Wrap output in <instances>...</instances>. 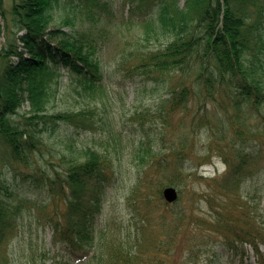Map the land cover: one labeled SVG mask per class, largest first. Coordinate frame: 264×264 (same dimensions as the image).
<instances>
[{
  "label": "trees",
  "instance_id": "trees-1",
  "mask_svg": "<svg viewBox=\"0 0 264 264\" xmlns=\"http://www.w3.org/2000/svg\"><path fill=\"white\" fill-rule=\"evenodd\" d=\"M67 1L98 5L96 0ZM125 3L146 38L163 43L134 71L152 80L178 75V85L162 86L167 96L155 112L162 133L145 128L147 116L135 119L133 155L139 170L127 197L131 218L126 226L113 218L108 230L98 228V220L123 172L121 131L112 117L98 122L91 110H47L61 71L75 76L83 93H102L104 71L95 48L84 34L65 31L62 24L49 26L50 0H12L8 18L0 10L10 32L0 40V139L12 161L34 165L22 190L0 184L7 197L0 198V264H15L10 249L24 209L44 216L50 244L66 253L53 257V264H244L246 246L256 263L264 264V187L253 189L254 196L246 190L264 180V55H253L260 72L248 58L257 47L264 0ZM209 103L223 112L216 121L205 113ZM24 105L26 112H19ZM190 106L199 112L191 113ZM183 125L185 130L174 133ZM199 126L206 135L202 152L192 137ZM98 127L107 134L104 142L73 143L67 155L51 152L48 140L62 129L72 130L64 131L71 137ZM45 152L55 162L48 161V168L37 164ZM209 153L224 165L221 173L185 174L193 156L202 165L211 161ZM190 175L202 180L203 190L192 193L185 205L182 184ZM166 186L180 189L176 203L163 200ZM171 250L180 253L181 262L160 259L171 257ZM200 256L203 262H196Z\"/></svg>",
  "mask_w": 264,
  "mask_h": 264
},
{
  "label": "rangeland",
  "instance_id": "rangeland-1",
  "mask_svg": "<svg viewBox=\"0 0 264 264\" xmlns=\"http://www.w3.org/2000/svg\"><path fill=\"white\" fill-rule=\"evenodd\" d=\"M96 1L98 5L85 8L83 4L76 1L71 3L67 0H58V2L50 0L52 21L49 26L57 27L62 24L63 30H75L80 34H84L86 38L88 37L95 48L96 57L99 59L104 71L101 86L102 93H83L79 88L76 77L61 71L60 77L53 80L47 110L50 112L91 110L94 112V119H97L98 122L112 117L118 130L121 131L123 172L120 182L110 190L109 200L104 208L105 212L98 220V228L108 230L113 218L117 221L115 224L118 226H126L129 218H131L127 197L139 170L136 167L138 160L133 155V151L138 148V134L136 133L138 125H136L135 119L139 116H147L145 128L156 129L155 131L162 133L163 125L155 115L157 103L167 96L162 86L177 87L178 75H166L163 78L157 79L156 77L155 80H152L143 73H136L133 67L139 64L142 58L150 52L163 48L161 46L163 43L152 36L149 39L146 38L142 32V25L138 23L139 20L128 13L129 5L125 3V0ZM11 3L12 0H3L2 7H0L7 18L9 17ZM261 24L256 34L258 37V40L255 41L257 47L250 52V56L248 55L249 60L257 66L258 72H260L259 63L254 60L253 55L258 57L264 55V49L260 46L261 43H264V16ZM0 27L2 29L0 40L4 41L5 36H9L10 32L4 29L1 17ZM262 66L264 67V63ZM218 108L213 103L207 105L205 113L212 121H216L223 114ZM26 110L27 107L24 105L19 112L24 113ZM189 110L191 113L199 112L196 107L193 108L192 106ZM179 117H175V123ZM248 124L252 125L253 120L249 119ZM201 127H197L192 134L194 148L199 152L203 151L206 144V135L199 130ZM62 130L48 140L49 147L54 150L51 151L53 154L54 152H61L67 155L69 147L73 143L74 147H82L86 144L92 145L93 140L94 142H104L107 138L106 132L100 127L91 131H74L75 136L71 137H66L68 135H64L66 134L64 131L73 133L72 130ZM183 130H185V125L182 128H177L174 133L178 134ZM209 154L213 156L211 161H206L202 165H198L197 162L200 159L195 160L193 156L192 160L185 164V174H192L194 170H197L198 176L203 177L221 173L225 168L224 165L214 157V153ZM44 155L43 159L37 157V164L43 168H48V161L54 162V160H50L47 152ZM33 166V164L23 165L12 161L0 139V184L8 185L11 188L10 190H13V188L22 190L26 185H23V180L27 173L32 172ZM200 181L202 180H199V178L193 179L191 175L184 180L182 193L185 205L188 204V199L192 198V193L203 190V186H201L203 184ZM263 182L264 180H261V182L248 184L246 190L249 191V196H254L253 189L256 187H264ZM171 187L180 190L175 186ZM5 195L3 191H0V198L6 199ZM33 197L29 196L28 198L32 199ZM256 204L257 201L251 203L252 206ZM259 206L262 208L261 204ZM201 208L203 207L200 206V210L198 208L199 212H201ZM21 215L23 216L19 218L21 224L19 232L10 249L13 263L53 264V257L67 256L65 252L59 250L60 248L54 249L50 244L51 230L48 226L44 227L42 225L44 216L41 214L36 215L33 210L28 211L27 209H24ZM262 249L264 251V247ZM247 251L248 258L243 261L247 263L244 264H255V258L248 246ZM170 256L161 257L160 259H163L164 262H181L180 253L176 250H171ZM201 257L196 262H203Z\"/></svg>",
  "mask_w": 264,
  "mask_h": 264
},
{
  "label": "water",
  "instance_id": "water-1",
  "mask_svg": "<svg viewBox=\"0 0 264 264\" xmlns=\"http://www.w3.org/2000/svg\"><path fill=\"white\" fill-rule=\"evenodd\" d=\"M162 194L164 199L169 203L174 202L178 198L177 191L173 187L164 188Z\"/></svg>",
  "mask_w": 264,
  "mask_h": 264
}]
</instances>
